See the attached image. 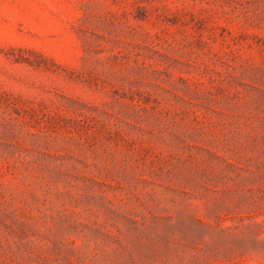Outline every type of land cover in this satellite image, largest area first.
<instances>
[{
	"label": "rangeland",
	"instance_id": "rangeland-1",
	"mask_svg": "<svg viewBox=\"0 0 264 264\" xmlns=\"http://www.w3.org/2000/svg\"><path fill=\"white\" fill-rule=\"evenodd\" d=\"M0 264H264V0H0Z\"/></svg>",
	"mask_w": 264,
	"mask_h": 264
}]
</instances>
